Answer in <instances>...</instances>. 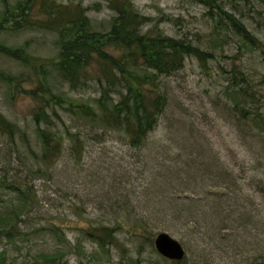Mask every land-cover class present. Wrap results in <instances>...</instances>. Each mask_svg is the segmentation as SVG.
Segmentation results:
<instances>
[{
    "label": "rangeland",
    "instance_id": "rangeland-1",
    "mask_svg": "<svg viewBox=\"0 0 264 264\" xmlns=\"http://www.w3.org/2000/svg\"><path fill=\"white\" fill-rule=\"evenodd\" d=\"M27 1L0 0V44L22 50L29 63L0 55V112L20 129L15 140L0 133V210L23 207L15 236H0V253L12 264H35L41 255L62 264H177L155 248L166 232L184 247L183 264H264V5H226L260 41L245 48L198 0H130L151 20L144 31L186 38L214 57H187L180 71L161 77L167 106L138 148L124 132L89 125L39 94L58 113L51 128L42 124L61 144L59 158L46 165L34 120L39 104L29 93L43 85L39 66L61 99L96 106L101 93L96 81L73 91L53 69L58 34L13 26L8 15ZM118 1L125 0L48 3L73 15L87 9L92 28L108 33ZM41 6L37 0L25 19L53 22ZM235 89L240 109L228 96ZM102 228L114 232L104 249L89 237Z\"/></svg>",
    "mask_w": 264,
    "mask_h": 264
},
{
    "label": "trees",
    "instance_id": "trees-1",
    "mask_svg": "<svg viewBox=\"0 0 264 264\" xmlns=\"http://www.w3.org/2000/svg\"><path fill=\"white\" fill-rule=\"evenodd\" d=\"M211 11V18L218 21L225 31H230L240 37L244 47H256L259 40L248 30L240 18L226 11V5L235 2H257L264 5V0H198ZM37 0H29L25 4L19 3L13 14L8 15L13 26L22 28H42L55 32L59 36L61 49L59 61L53 62V69L57 70L62 79L73 91L81 90L89 82L98 84L101 96L96 106L78 102L65 97L55 96L47 85L48 74L45 68L39 77L43 82L40 92H29L32 98L38 101V108L34 113L37 126L41 158L49 165L55 163L61 154V144L57 135L49 131L51 128V114L58 117L55 107H51L48 100L41 95L47 94L52 101L67 105L66 111L92 126L105 130L124 132L132 147H141L149 133L153 132L159 122V117L167 106V97L161 91V77L171 76L180 71L187 57L197 58L201 63L212 59V53L203 51L190 40L168 37L158 30L144 31V27L151 21L135 9L130 0L117 2L110 6L116 13L111 30L100 32L92 28L87 16V9H81L73 15L67 7L42 0L40 11L52 18L53 22L31 23L25 19L29 11L36 6ZM49 4V5H48ZM49 10V11H48ZM25 21L21 22L19 20ZM154 32V34H152ZM0 55L25 61L26 54L22 50L12 49L0 44ZM29 64V63H28ZM96 74L93 75V71ZM237 77H233L234 85H238ZM244 92L247 93L246 90ZM237 90L228 92L229 98L240 109ZM41 94V95H39ZM112 95L117 96V100ZM251 97V96H250ZM245 113H247L245 111ZM258 120V119H257ZM256 122V120H255ZM261 130L264 132V121ZM45 124L47 127H42ZM257 124V123H256ZM20 129L8 121L0 112V133L15 140ZM80 142L79 140H77ZM73 148V147H72ZM76 145V159L80 161L83 150ZM52 164V165H53ZM19 195L21 188H14ZM26 206V205H24ZM22 206L15 207L12 211L0 210V236L12 238L15 236L16 223L22 214ZM114 232L109 228L93 229L89 234L99 246L105 248L107 239H113ZM110 243V242H109ZM56 257L41 255L35 264H62L54 263ZM183 264L182 261H176ZM0 264H12L7 251L0 253Z\"/></svg>",
    "mask_w": 264,
    "mask_h": 264
},
{
    "label": "water",
    "instance_id": "water-1",
    "mask_svg": "<svg viewBox=\"0 0 264 264\" xmlns=\"http://www.w3.org/2000/svg\"><path fill=\"white\" fill-rule=\"evenodd\" d=\"M154 244L157 252L169 261H182L186 256L182 244L166 232L158 234Z\"/></svg>",
    "mask_w": 264,
    "mask_h": 264
}]
</instances>
